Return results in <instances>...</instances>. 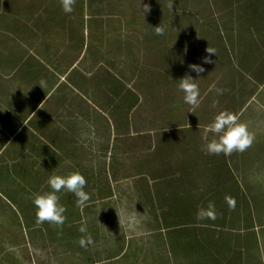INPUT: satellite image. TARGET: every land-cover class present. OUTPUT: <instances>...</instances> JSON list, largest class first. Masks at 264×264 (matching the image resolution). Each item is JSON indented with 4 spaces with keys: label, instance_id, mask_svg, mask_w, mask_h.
Returning <instances> with one entry per match:
<instances>
[{
    "label": "rangeland",
    "instance_id": "1",
    "mask_svg": "<svg viewBox=\"0 0 264 264\" xmlns=\"http://www.w3.org/2000/svg\"><path fill=\"white\" fill-rule=\"evenodd\" d=\"M61 5L0 0V264H264V0ZM224 110L254 141L210 155ZM73 172L89 199L38 224Z\"/></svg>",
    "mask_w": 264,
    "mask_h": 264
},
{
    "label": "clouds",
    "instance_id": "2",
    "mask_svg": "<svg viewBox=\"0 0 264 264\" xmlns=\"http://www.w3.org/2000/svg\"><path fill=\"white\" fill-rule=\"evenodd\" d=\"M73 4L74 0H62V11L65 14H71L73 12ZM147 10V6H145V11ZM156 34H163V29L157 27ZM207 52L215 55L214 51L207 50ZM190 67L193 72H203V68L198 65H191ZM179 81V90L184 94V102L192 107H198L199 89L195 83L196 79L186 76ZM41 83L43 84V82ZM204 132L206 139L208 136H211V139H208V142L204 146V150L210 155L223 154L229 156L233 152H243L254 141V136L249 132L248 125L239 122L237 115L227 110L219 112L213 121L206 126ZM86 183L85 177L79 172H73L68 176L56 175L49 177L47 184L51 191L36 194L32 200L36 222L38 224L45 222L56 225L63 224L66 218L64 216L66 209L60 204L57 193H60L62 190L72 193L77 197V204L83 206L89 199L88 194L84 191ZM81 231H84V229H81ZM84 243L85 241H81L82 245Z\"/></svg>",
    "mask_w": 264,
    "mask_h": 264
},
{
    "label": "crops",
    "instance_id": "3",
    "mask_svg": "<svg viewBox=\"0 0 264 264\" xmlns=\"http://www.w3.org/2000/svg\"><path fill=\"white\" fill-rule=\"evenodd\" d=\"M169 112H171V111H169ZM128 114H129V116H131V115L135 114V111H129Z\"/></svg>",
    "mask_w": 264,
    "mask_h": 264
}]
</instances>
